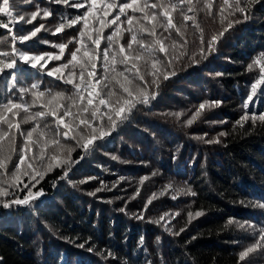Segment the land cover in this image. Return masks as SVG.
I'll list each match as a JSON object with an SVG mask.
<instances>
[{
	"label": "trees",
	"instance_id": "obj_1",
	"mask_svg": "<svg viewBox=\"0 0 264 264\" xmlns=\"http://www.w3.org/2000/svg\"><path fill=\"white\" fill-rule=\"evenodd\" d=\"M74 2L76 0H69V4ZM79 2L84 3L85 0ZM105 2L112 3L113 0ZM122 2L127 0H115L117 4ZM164 2L168 3V0ZM219 3L220 0H214V14L218 12ZM12 4L22 15L35 11L37 5L53 13L46 19L38 17L33 25H23V31L27 32L33 26L44 23L48 31L42 30L38 34L39 42L34 38L24 45L17 44L21 50L33 54L49 52L60 55L59 48L52 45L68 44L73 38L76 41L80 39L82 22L72 28L66 27L61 33H52L62 18L66 22L82 15L87 6L75 9L54 3L53 0H31V3L12 0ZM102 7V4L97 5V8ZM193 8L189 12L188 5L184 4L173 12V23L184 33L183 37L175 29L166 31L165 28H157V38L163 40L169 51L168 57L157 54L161 67L186 49L187 55L180 60L172 58L169 70H174L177 75L168 81L161 76L157 81L160 87L156 99L148 106H138L127 121L106 139L97 142L88 153L77 145L76 140H66L62 134L57 136L52 117L27 122L23 112L10 117L14 124H20V128L10 130L16 151L11 154L10 161H5L7 171L0 169V180L8 181L2 185L8 195L0 197V200L6 202L17 196L22 198L25 193L20 188L24 184L35 183L23 172L28 171L30 175L37 170L42 172L50 156L56 154L54 148H44L45 141L59 139L64 149H74L71 159L79 162L71 165L63 179L65 169L61 167L53 168L40 179L32 190L35 192L43 188L45 195L31 205L5 209L0 204V264H264L262 250L250 255L246 262L239 260V254L254 244L256 237L251 232L240 230L236 223L229 224L230 220L249 222L264 228V209L251 206L264 203V122L257 120L253 123L249 120L243 126L237 124L245 111L257 115L264 113V94L260 91L247 110L243 107L250 93V85L259 76L258 65L251 71L247 70V66L264 53V0H256L248 5L249 19L227 32L219 41L216 51L205 53L206 59L199 54L201 30L207 41L211 35L222 30V25L218 15L213 19L206 14L203 0L199 3L193 0ZM117 11L118 8L107 17H103L102 12L97 15L107 22L113 19ZM181 11L194 19L185 21ZM136 15L140 16L139 13ZM229 18L242 19V15L236 13ZM0 19L7 22L6 18ZM124 19L122 16L121 20ZM89 23L95 29L100 27L98 20L90 18ZM115 27L105 28L101 35H110ZM126 28L125 23L122 30ZM14 31L22 34L18 29ZM92 35L95 37L96 33ZM7 36V30L0 28V38ZM128 38L125 31L121 42ZM83 39L86 47L78 56L83 55V50L93 52L95 48L87 37ZM144 39L147 44L152 38L145 35ZM43 41L48 43L44 44ZM106 45L107 41L102 39L100 49L94 53L97 57L96 73L102 78L98 90L105 83L110 89L113 88L112 77L123 79L118 73L125 71L124 65L118 62L113 64L111 52L106 68L103 58ZM180 45H184V49ZM204 46L206 48V43ZM77 47L80 45L76 42L69 44L61 60L49 61L48 67H57L66 62L70 59L69 50ZM114 47L118 48V44ZM0 51H11L10 39H0ZM128 54H137L135 46ZM193 54L200 61L199 64L191 63L189 57ZM144 58L148 59L147 56ZM138 66L149 82L147 90L157 91L145 69L144 60L138 62ZM21 67L24 70L18 75L16 84L11 86V92L8 90L11 77L9 74L3 76L0 105L9 98L21 103L18 89H31L34 83L46 93L45 100L51 99L48 92L53 95L62 93L64 97L72 95L73 86L64 80L23 65ZM189 70L195 73L190 74ZM63 73L64 79L69 78L67 69ZM126 74L135 87H145L130 73ZM105 76L108 77L107 81L103 79ZM74 79L79 80L78 68ZM26 93L23 101L28 102L27 97H33L31 93ZM205 101L222 103L187 126L186 121ZM43 103H46L43 99L35 105L30 102V112H37L35 108ZM73 111L76 109L73 108ZM174 114H179V117ZM65 119L72 123L71 118ZM34 127L37 131L31 140L39 143L30 144V150L23 153L26 159L20 166L19 188L10 187L11 175L22 154L20 149L24 147L27 133ZM0 130L9 131L4 124H0ZM221 133L226 135L221 136ZM74 134L79 140L81 135L87 133L76 129ZM217 137L219 143L205 142ZM8 144L6 137L5 155L9 154ZM42 148L43 164L40 157ZM59 155L64 158L67 152ZM29 163L33 165L32 169L27 167ZM180 188H191L196 195H178ZM153 194L155 198L145 210ZM197 211L203 214L194 216L189 222L188 213L195 214ZM175 213L179 215L173 217ZM141 215L144 218L138 219ZM161 217L164 219L161 220ZM166 226L171 231H167ZM181 228L185 230L180 232ZM177 232L179 235L175 234ZM109 251L113 253L112 257L108 256Z\"/></svg>",
	"mask_w": 264,
	"mask_h": 264
},
{
	"label": "snow or ice",
	"instance_id": "obj_2",
	"mask_svg": "<svg viewBox=\"0 0 264 264\" xmlns=\"http://www.w3.org/2000/svg\"><path fill=\"white\" fill-rule=\"evenodd\" d=\"M54 3L69 5L75 9H83L87 6V10L83 12L82 15H77L71 20H66L62 18L61 22L55 28L53 35L61 33L64 29L72 28L75 25L82 22L83 27L79 31L80 39L76 41L73 38L72 41H69L68 44L61 43L59 45H52L57 47L60 50V55H54L53 53L45 52L40 54H33L27 51L21 50L17 47V44L24 45L26 42L33 41L34 38L39 42L38 34L42 30L48 31L44 23H39L38 26H33L30 31L24 32L23 25H33V22L37 21V18L46 19L51 17L53 13L49 10L41 9L38 5L36 10L30 13V16H25L15 12V9L12 4V0H0V17L6 18L7 22H4V19H0V28L7 30L8 36L0 39L11 41V51H0V76L9 74L11 80L9 82L10 87L8 90L11 92L12 87L17 82L18 75L22 73L24 68H30L36 70L37 72H42L49 77L55 76L57 79H62L66 84L73 86V93L69 97H64L62 93L52 94L48 92L47 94L51 97L46 103L41 104L43 110L37 111L35 113L30 112L31 105L23 101V96L26 92H31L33 97L31 104L35 105L45 97L46 93L44 91H36L39 88V85L34 83L31 85V89L19 88L21 103H16L13 99H7V102L0 105V124L7 125L9 131L0 130V169L7 171L6 160H11V154L16 151L14 146V141L12 140L10 130L15 127L17 130L20 128L19 123H13L10 117H15L19 113H25V122L35 121L37 118L44 119L46 117H52L56 127L57 136L61 135L66 140H76L77 145L82 148L85 153H88L92 150L97 142L106 139L112 134L113 131L118 129L125 121H127L134 110L138 106H148L153 100L156 99L158 89L160 87L157 82L162 76L164 81H168L177 73L174 70H169L172 64V58L180 60L183 56L187 55L184 45H180L181 51L178 55H174L168 60L166 66H160V60L158 53L164 54L165 57L169 56L168 48L165 46V43L162 39L157 38V28L162 27L165 30L175 29L176 33L183 37L184 33L180 31L179 28L173 23V12L177 11L181 5L187 4V11L192 12L193 0H168V3H165L164 0H155V2H149V0H127V2L115 3L113 0L112 3L105 2V0H85L84 3L76 2L69 4V0H53ZM200 0H197L199 3ZM256 0H220L218 5V12L213 13L214 0H203L204 11L206 14L215 19V16H219L220 24L222 25V30L216 34L211 35L210 39L207 41L204 40L203 31L201 30L200 34V49L199 54L203 59L207 58V54H211L216 51V47L219 41L225 36L227 32L235 27V25L240 24L249 19V4H254ZM26 3H31V0H26ZM98 4H102V8H97ZM118 8L116 15L110 21H105L104 18L98 16V12L103 13V17H107L111 12ZM232 9L233 11H229ZM129 10L131 14H129ZM137 13L140 14L137 17ZM227 13V15H226ZM236 13L242 15V19H230L229 17L235 16ZM183 19L185 21L194 19L191 16H188L181 11ZM125 17L122 21L121 17ZM98 20L100 27L94 29L90 26L89 20ZM127 24V28L122 30V25ZM226 24V26H225ZM112 25H116L112 33L106 37H103L105 28H109ZM199 27V25H197ZM14 29H18L22 34H17ZM127 32L129 38L124 42V32ZM95 32L96 35L93 37L92 33ZM145 35L151 37L150 43H145ZM84 37H87V40L94 45L95 48L93 52L83 50V55L78 56V53L86 47ZM168 37H165L167 39ZM102 39L107 41L106 47L103 49V58L107 68V63L109 60V53L111 52V59L113 64L119 63L125 66V71L118 73V76L123 79H117L115 76L112 77L114 81V87L109 88L108 83H105L104 87L99 89L97 86L101 82V77L97 76L96 73V55L100 49ZM76 42L80 45L75 50L70 51V59H67L66 62L60 64L57 67H48L49 61L61 60L62 56L65 53V50L68 49L69 44ZM44 44H47L48 41H43ZM187 41H185V44ZM206 43V48H205ZM118 44V48H115L114 45ZM135 49L137 54L129 55L128 52ZM176 45L173 44V52L175 53ZM140 53H143L142 56ZM144 56H147L148 59H145ZM119 58V59H118ZM193 65L199 64L200 61L195 58V54L189 57ZM144 60V66L148 74L152 77L151 83L155 85L157 91L149 92L147 90L148 81L145 79V75L141 72V68L138 66V62ZM259 66V76L254 80L250 85V93L247 96L246 101L244 102L243 107L247 110L249 103L254 101L257 92L260 91L264 94V53H261L259 57L255 58L253 63L247 66V70L251 71L254 66ZM79 69V80L78 82L74 79L76 76V69ZM68 70V77L64 79L63 70ZM90 69V70H89ZM115 69L113 68V71ZM130 73L133 78L143 82L145 87L137 88L133 85V80L129 78ZM217 75H220L217 73ZM107 81L108 77H103ZM118 86V87H116ZM77 100L79 103H77ZM222 102L220 101H205L200 103L196 111L192 114L191 118L186 121L187 126H191L194 121L199 119L205 112L211 111L212 109L219 107ZM73 108L76 111H73ZM179 117V114H174ZM66 117L71 118L72 123L66 122ZM251 120L255 123L257 120L264 122V113L257 115L255 112L249 114L248 111H245V114L237 121V124L243 126L244 122ZM223 123V122H221ZM74 125V126H73ZM38 126V125H37ZM45 128L48 127L47 124L44 125ZM61 128L63 129L61 133ZM76 129H79L80 132H86V135H81L80 139L77 140V135L74 134ZM37 131V128L34 127L26 135L24 147L20 149L21 155L19 156V162L15 165V171L11 175L12 183L10 187L19 188V182L21 181V171L20 166L25 163V155L23 154L26 150L29 149L30 144L39 143V141H32L31 137L33 133ZM206 135V134H205ZM221 136L226 135V133H221ZM9 139L8 144V155H5V138ZM203 139V137H201ZM83 141V143H81ZM206 143H219V137L213 140H206ZM52 147L55 149L56 154L50 156L48 162L44 164V170L35 171L34 175H30L28 171H24L23 175H28L31 181L35 183L24 184L23 188H20V191L25 194L23 197L17 196L14 199L8 201L0 200L3 208L8 209L12 206H24L31 205L35 200L45 195L43 188L33 192V188L36 187V184L39 183L40 179H43L44 176L53 170L55 167L64 168V176L61 179L65 178L68 174V170L71 168L72 164L78 163L79 161H74L71 159V151L74 149H64V146L61 144L59 139L53 138L50 141L44 142V148ZM66 151L67 156L61 158L59 155L61 152ZM44 149H41L40 157L41 163L43 164ZM83 157H81L82 159ZM29 169L33 168V165L29 163L27 165ZM39 177V179H37ZM147 179V178H144ZM8 183L7 180H0V197L8 195L7 189L2 185ZM143 183V180L141 181ZM55 186V185H54ZM169 188L171 186H168ZM101 189H97L100 191ZM139 194V192H137ZM177 194L182 195H191L195 196L196 193L191 190V188H180L177 190ZM90 195H95V193H90ZM153 197L145 205V210L147 209L148 204L152 202ZM176 197L174 196L173 199ZM252 207L264 209V203H255L251 205ZM203 213L197 211L195 214L188 213L189 222L192 218L199 217ZM165 215H168L167 213ZM179 215V213L173 214V217ZM138 219H143V215L138 216ZM161 220L164 217L160 218ZM159 223V221H157ZM236 223L242 231L251 232L255 239V243L247 247L244 251L239 254V260L245 261L246 258L250 255L257 253L258 250L264 251V228H258L255 224L244 222H233L229 221V224ZM167 231H171L170 228H167ZM185 229L181 228L180 232H183ZM179 235V232L175 233ZM83 247V245H81ZM91 251V249H89ZM108 256L112 257L113 253L108 252ZM247 264V262H246Z\"/></svg>",
	"mask_w": 264,
	"mask_h": 264
},
{
	"label": "rangeland",
	"instance_id": "obj_3",
	"mask_svg": "<svg viewBox=\"0 0 264 264\" xmlns=\"http://www.w3.org/2000/svg\"><path fill=\"white\" fill-rule=\"evenodd\" d=\"M15 9V8H14ZM15 12H17L16 10H15ZM25 16L27 17V16H30V14L29 13H26L25 14ZM51 28V27H50ZM92 28H94L95 29V27H92ZM186 72V71H185ZM189 73L190 74H193V73H195V71L194 70H189ZM188 73V74H189ZM4 76V75H3ZM3 76H0V92H1V87H2V85H3ZM36 91H40L39 89H36ZM28 93H31V92H28ZM27 94V93H26ZM41 99H43L44 101H48V100H50V99H48V100H45L44 99V97L43 98H41ZM27 100H28V102H29V104H30V102L32 101V99L31 98H28L27 97ZM14 102H16L17 103V101L16 100H14ZM36 109V111L38 110V111H41L42 110V108H41V106H39V107H37V108H35ZM30 110H31V107H30ZM26 115V114H25ZM38 119V118H37ZM205 137V136H204ZM206 138V137H205ZM12 182V181H11Z\"/></svg>",
	"mask_w": 264,
	"mask_h": 264
}]
</instances>
